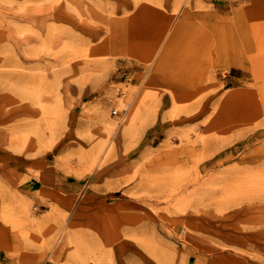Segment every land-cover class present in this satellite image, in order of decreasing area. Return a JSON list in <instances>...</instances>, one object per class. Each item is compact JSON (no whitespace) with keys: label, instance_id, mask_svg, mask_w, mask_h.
<instances>
[{"label":"rangeland","instance_id":"obj_1","mask_svg":"<svg viewBox=\"0 0 264 264\" xmlns=\"http://www.w3.org/2000/svg\"><path fill=\"white\" fill-rule=\"evenodd\" d=\"M0 264H264V0H0Z\"/></svg>","mask_w":264,"mask_h":264},{"label":"bare ground","instance_id":"obj_2","mask_svg":"<svg viewBox=\"0 0 264 264\" xmlns=\"http://www.w3.org/2000/svg\"><path fill=\"white\" fill-rule=\"evenodd\" d=\"M226 229V228H225Z\"/></svg>","mask_w":264,"mask_h":264}]
</instances>
